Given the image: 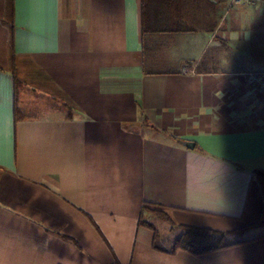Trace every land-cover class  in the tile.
<instances>
[{
	"label": "crops",
	"instance_id": "crops-1",
	"mask_svg": "<svg viewBox=\"0 0 264 264\" xmlns=\"http://www.w3.org/2000/svg\"><path fill=\"white\" fill-rule=\"evenodd\" d=\"M228 2L152 31L140 0H0V264H264L261 226L195 255L140 223L144 203L218 231L260 218L264 94L247 73L264 68L238 53L264 48V10Z\"/></svg>",
	"mask_w": 264,
	"mask_h": 264
},
{
	"label": "trees",
	"instance_id": "trees-1",
	"mask_svg": "<svg viewBox=\"0 0 264 264\" xmlns=\"http://www.w3.org/2000/svg\"><path fill=\"white\" fill-rule=\"evenodd\" d=\"M198 0H140L141 14L148 21V30L156 26L168 31L181 29L183 23V8L196 4ZM13 31V23L10 21V29ZM159 29V30H160ZM147 30V29H145ZM13 38V36H11ZM12 40V39H11ZM10 66L15 71L14 54L10 50ZM255 178L262 194V209L259 220L253 225L242 227L231 231H218L206 227L175 224L169 214L168 207L153 203H144L141 208L140 223L148 226L154 231L153 247L157 250L174 253L177 250H185L195 255L210 253L247 241L242 236L244 230L251 226H261L264 229V171H255ZM150 213L168 223L169 230H177L173 238L168 241L169 245L161 242L160 234L154 225L144 219V215ZM264 237V233L261 235Z\"/></svg>",
	"mask_w": 264,
	"mask_h": 264
},
{
	"label": "rangeland",
	"instance_id": "rangeland-1",
	"mask_svg": "<svg viewBox=\"0 0 264 264\" xmlns=\"http://www.w3.org/2000/svg\"><path fill=\"white\" fill-rule=\"evenodd\" d=\"M260 46H255V50L252 49V52L248 51L247 53L243 54L242 51L241 53H238L239 57H245L247 59H249V61H253V57H255V62L254 67L255 68H264V48L262 50H259ZM250 50V49H249ZM211 52V50L208 52V54ZM257 56H259L260 58H258V60H256ZM154 223V225L156 226V228L158 229V232L160 234V238H161V242H163L166 245H169L168 241H170V239L167 238H173L175 236V234L177 233V230H173V231H168V225L160 220H153L152 221Z\"/></svg>",
	"mask_w": 264,
	"mask_h": 264
},
{
	"label": "built area",
	"instance_id": "built-area-1",
	"mask_svg": "<svg viewBox=\"0 0 264 264\" xmlns=\"http://www.w3.org/2000/svg\"><path fill=\"white\" fill-rule=\"evenodd\" d=\"M233 6H262L264 10V0H229L228 7ZM249 82L264 94V70L248 72Z\"/></svg>",
	"mask_w": 264,
	"mask_h": 264
},
{
	"label": "water",
	"instance_id": "water-1",
	"mask_svg": "<svg viewBox=\"0 0 264 264\" xmlns=\"http://www.w3.org/2000/svg\"><path fill=\"white\" fill-rule=\"evenodd\" d=\"M185 145H186L187 147H189V148H192V147H193V142H191V141H186V142H185Z\"/></svg>",
	"mask_w": 264,
	"mask_h": 264
}]
</instances>
